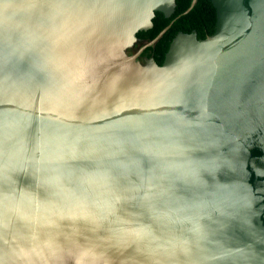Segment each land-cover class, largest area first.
Returning <instances> with one entry per match:
<instances>
[{
  "label": "water",
  "instance_id": "obj_1",
  "mask_svg": "<svg viewBox=\"0 0 264 264\" xmlns=\"http://www.w3.org/2000/svg\"><path fill=\"white\" fill-rule=\"evenodd\" d=\"M211 3L158 64L175 0H0V264H264V0Z\"/></svg>",
  "mask_w": 264,
  "mask_h": 264
},
{
  "label": "trees",
  "instance_id": "obj_2",
  "mask_svg": "<svg viewBox=\"0 0 264 264\" xmlns=\"http://www.w3.org/2000/svg\"><path fill=\"white\" fill-rule=\"evenodd\" d=\"M175 2V10L170 17H165L163 13L156 11L152 19V27L137 32V36L144 38L146 42L153 39L161 29L168 25L162 36L145 48L158 64L162 63L172 37L179 30L184 32L196 30L199 39L212 34L215 30L216 11L211 0H196L187 12L185 10L192 0H175Z\"/></svg>",
  "mask_w": 264,
  "mask_h": 264
},
{
  "label": "flooded vegetation",
  "instance_id": "obj_3",
  "mask_svg": "<svg viewBox=\"0 0 264 264\" xmlns=\"http://www.w3.org/2000/svg\"><path fill=\"white\" fill-rule=\"evenodd\" d=\"M135 43H138L139 45L134 46ZM135 43L127 49L128 54H135L136 59H138L141 63H144L146 58L153 57L152 55H149L148 52L145 50L146 47H144V38L138 36V40H136Z\"/></svg>",
  "mask_w": 264,
  "mask_h": 264
}]
</instances>
